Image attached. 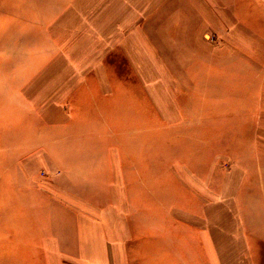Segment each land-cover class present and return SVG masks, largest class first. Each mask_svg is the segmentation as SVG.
<instances>
[{
	"label": "crops",
	"instance_id": "1",
	"mask_svg": "<svg viewBox=\"0 0 264 264\" xmlns=\"http://www.w3.org/2000/svg\"><path fill=\"white\" fill-rule=\"evenodd\" d=\"M247 3L248 0H0V31L7 27L3 21L22 20L19 36L25 42L29 37L34 53H37V20L48 21L47 51L56 57L52 56L46 65L47 74L39 83L65 84L62 91L68 90V84L82 85L77 88V95L72 96L70 109L63 110L52 96L57 88L53 92L51 89L45 104L38 100L36 71L27 77L21 76L23 72L11 77L9 63L0 64V264H264L261 171L251 174L258 182L257 190L245 189L240 207L234 194L236 186L228 196L230 201L219 204L215 200L213 219L218 218V212H224L225 221L202 223V198L221 195L217 181L223 175L217 178L216 174H210L212 178L202 176V171L170 174L168 158L161 161L162 171L158 172L152 161L153 141L138 140L142 131L138 128L140 113L146 112L145 132L155 130L154 106L163 122L157 132L167 134L169 123L175 122L183 127V132L198 134L199 147L207 144L201 134L219 131L218 122L224 132L247 126L251 113L243 109L236 113L234 107L240 99L243 103L244 89H248L244 78L250 63L244 54L254 51L244 45L249 40L242 38L254 34L240 26L250 19ZM258 4L264 13V0ZM9 5H18V13ZM62 5L70 6L65 13L59 7ZM158 5L161 35L184 39L179 44L193 58L184 60V75L175 76L165 63L162 74L154 75L153 57L147 56L142 62L137 58L136 53L141 52L138 30L147 24L150 41L154 35L153 22H159L153 17ZM223 20L232 26L218 25ZM211 33L229 38L241 36L240 44H226V50L217 57L212 54L223 49V44L210 42L207 36ZM78 36L88 38L80 48L75 43ZM67 38L72 45L64 48ZM4 46L3 43L2 52ZM72 51L83 55L76 58ZM154 51L148 45L146 52ZM256 51L263 52L261 48ZM121 52L129 58L135 74L139 68L145 70L141 84L149 109L140 110L137 96L123 87L131 84V80L110 71L111 63L116 67L111 58ZM87 53L104 54L103 60L99 56L84 59ZM25 65V69H37L36 61ZM65 70L64 78L61 73ZM171 76L175 77V83L171 82ZM76 78L79 80L75 81ZM137 81L138 77L133 84ZM171 84H183L187 100L195 102L193 120H183L181 112L185 110L177 106L174 98L170 103L171 94H181L175 88L172 90ZM233 86L240 90L236 98L231 93ZM245 95L246 98L249 93ZM224 100L229 102L226 109L220 106ZM259 113L258 117H264V110ZM223 118L224 125L220 121ZM239 118L242 123L235 128ZM263 127L258 119L257 131L261 132ZM174 130L182 131L176 127ZM40 156L44 164L49 163L51 180L43 182L37 177ZM229 177L227 192L231 182L237 180ZM250 178L246 175L244 179ZM171 180L193 192L195 202H199L194 210L181 205L171 206L169 212L166 206ZM207 181L209 184L204 187L203 182ZM53 186L65 193L58 197L64 199L60 208L38 202L39 196L55 198L47 191ZM139 186L144 187L143 192H139ZM143 195L147 201L140 205L135 198ZM154 197L160 198V206L150 205ZM73 199L81 200L83 205H76ZM55 212L67 215L51 217ZM54 221L61 223L64 232L54 231L57 227Z\"/></svg>",
	"mask_w": 264,
	"mask_h": 264
},
{
	"label": "rangeland",
	"instance_id": "2",
	"mask_svg": "<svg viewBox=\"0 0 264 264\" xmlns=\"http://www.w3.org/2000/svg\"><path fill=\"white\" fill-rule=\"evenodd\" d=\"M259 0H248L247 7L249 10L250 19L243 24H240L241 27H244V29L250 30L254 36H246L242 37L244 41L249 40L248 43L245 42V46L248 45L251 46L254 51L245 53L244 55L249 58L250 65L248 66V71L244 78V84L245 87L248 89H244V99L243 103L239 100V105H235L234 107L237 108L236 113H240V111L243 109L246 113H251L250 122L246 121L247 126L240 127L238 129H232L228 132L221 131L223 129L222 125H219L218 122V129L219 131H215L213 133H205L203 132L201 134L202 141L205 144H202L200 147L198 146L199 142H197V136L198 134L194 132H183V127L177 126L175 122H170L169 128L170 132L167 134L162 133L161 131L157 132L156 129H158V125H162L163 122L161 120V117L158 116L159 113H157L156 106H154V132H145V119L147 117L145 116L146 112L140 113L138 116L139 120V130H142L138 133L139 141H153L154 147L153 148V158L152 161L154 162V170H161V161L165 160L166 158L169 159V172L172 173H201L202 176L210 175V174H216L217 178H221V175H223V179H218L217 181V191L220 196H214L212 192H209L208 194H212V197L205 196L203 197V216H202V223L204 222H210L216 223L225 221L226 214L227 213H221L218 212V218L216 220L213 219L214 217V205L213 203L215 200L219 204H225L226 201H230L231 198H228L231 194H233L234 188L237 201L240 203L241 200L244 198V190L250 189V190H257V181L253 179L252 173H257L261 171L263 173V179H264V127L262 128L261 132L257 131V124L258 119L262 121L264 124V117L261 115V117H258L257 114L262 112L264 110V35H258V33L262 32L264 34V13L261 11V8L258 4ZM11 9H14V13H18V5H9ZM45 7V6H44ZM62 8V12L65 13V10L67 7L70 6H59ZM140 7V6H139ZM47 8V7H45ZM61 13V12H60ZM58 14V16L60 15ZM248 15V16H249ZM153 17L155 19H158L159 22H153L154 27H152L153 30V37L150 38V41H148V36L146 35L147 24L144 25L143 30L139 28L138 30V48L141 49V52H137V58L141 61L145 59L148 56V59H154L155 63V69H154V75L156 74H162L163 72V64H169L170 68L172 69V72L175 76L184 75V68H183V62L184 60H192L193 58L190 57V55L186 54V52L183 49V46L179 44V41H183L182 38H169L167 36L161 35V25H160V17H161V6L158 5L154 8ZM263 19H261V18ZM80 20V19H79ZM224 22L219 21V24L225 23L226 27L230 28L232 24L229 22L223 20ZM7 24L6 29L4 31H0V64L2 62H8L9 63V72L11 77H17L20 75L21 72L23 77L31 76V72L36 71L37 72V88H39V98L42 102V104H45L46 97L49 96L51 89L52 92L57 88V93L52 94V96H55L56 102L61 106L60 108L63 110L70 109L71 104L73 102L72 96L77 95V88L82 85L77 84H68V90L62 91L61 87H65L66 85H60L58 83H53V85H48L45 83H39L40 80H42V77L46 76L47 74V67L53 59L52 56L56 57V54H49V34H48V21L46 20H37V53H34L31 51V47L29 44L31 42L29 41V37H26L25 39L21 36H19V32L23 26V21H15V22H8L3 21ZM80 24L81 22L78 21ZM239 23V22H235ZM59 24V28H60ZM235 27V25H234ZM30 32H27L26 35H28ZM50 32V31H49ZM236 33V32H235ZM241 33V32H237ZM241 36H234L233 38H229L226 36H219L218 33L216 34H209L207 36V39L214 43L216 42L218 46L221 44L223 49L217 50V52H214L212 55H221L220 52H223L226 50V44L230 42L238 43V39ZM88 38L83 36H78L75 38V43L78 44V48L82 44L87 43ZM47 41V42H46ZM5 44L4 51H1L2 44ZM181 43V42H180ZM220 44V45H219ZM71 41L67 38L66 41L63 44V47L71 46ZM148 45H152L154 48V52H146ZM258 48H261L263 52H257L256 50ZM48 50V51H47ZM74 52V51H72ZM219 52V53H218ZM135 56V53H133ZM132 54V55H133ZM76 55V58H81L82 53L74 52L73 56ZM104 55V54H103ZM102 54H84V59H87L88 57H98L103 60ZM111 55V54H110ZM109 55V56H110ZM224 55V54H223ZM98 58V59H99ZM136 58V57H135ZM84 59H81V61H85ZM97 59V60H98ZM111 60H114L116 62V67L111 63V66L113 67L110 69V71L118 77L125 78L127 80L132 81L131 84L123 85L124 88H129L132 92V94L137 96V104L139 105L138 108L140 110H146L149 109L150 103L146 99L145 91L143 90V85L141 84V77L145 76L144 72L145 70H137L138 74H135L134 68H132L131 63L129 62V58L126 56L125 53L115 55L111 58ZM37 62V69L29 70L25 69L24 66L27 62ZM139 61V62H140ZM142 62V61H141ZM255 66V67H254ZM22 67V68H19ZM81 71V70H80ZM62 77H66V70L61 73ZM82 74L79 76L81 77ZM138 77L137 84H133V80ZM172 77V76H171ZM79 80L78 78L75 79V81ZM171 82H176L175 77L173 76L171 78ZM130 85V86H129ZM50 87V88H49ZM208 88V86H205ZM227 87L228 89H231L232 86H223ZM234 91H231V93L237 97L238 94H240V90L238 89V86H233ZM74 90L72 91V89ZM170 88L172 90H175L177 92H180L181 94H171V101L173 98L177 101V106L183 108L185 111H182L181 115H183V120L185 119H191L192 112H193V104H195L194 101L187 100V94L185 91V86L182 84L180 86L171 84ZM181 89V90H180ZM249 93V96L245 98V93ZM51 96V97H52ZM233 102V101H232ZM176 103V102H175ZM236 103V101H234ZM209 102L207 103V105ZM229 104V102H228ZM228 104L226 100L221 102L220 106L224 109L228 108ZM244 106V108H243ZM151 107V106H150ZM259 110V111H258ZM185 114V115H184ZM260 114V113H259ZM256 115V116H255ZM157 116V117H156ZM60 118V117H59ZM238 119V118H236ZM235 119V120H236ZM242 119L239 118V120L235 121V128L238 127L237 125H241ZM220 121H223L222 124L224 125L225 119H221ZM40 125H45L46 123L39 122ZM221 124V123H220ZM165 125V123H164ZM180 128L182 130L181 132H176L174 128ZM186 128V127H185ZM174 130V131H173ZM209 142V143H208ZM250 143V147H248V144ZM208 147H205L207 146ZM244 145V146H242ZM205 147V148H204ZM40 151V150H39ZM37 160V177L41 178V180L44 182L46 179L51 180V172L49 169V163L47 160L48 165L44 164V162L38 157ZM214 164V166H211L210 164ZM260 162V167L259 163ZM165 169V167H164ZM242 170L244 171L242 173ZM212 171V172H211ZM228 173V175H226ZM244 175L243 179H241V175ZM232 176L233 178L237 177L236 181H232L229 191H226V178L227 180L230 178L229 176ZM250 176L251 178L249 180H245V176ZM219 176V177H218ZM210 177H212L210 175ZM213 178V177H212ZM170 183V191L171 195L167 196V202L168 205L166 208L170 212V207L179 208V206H186L190 207L194 210L195 206H198L199 202L196 203L193 192L191 190L185 189L181 185H177V181H169ZM193 183V181L191 182ZM264 184V181L261 182ZM184 184V183H183ZM206 184H209V182H203V186L205 187ZM139 185V183H138ZM246 185V186H244ZM48 188L47 191L50 192L51 195H53L55 198H49L44 196H39L38 202L42 204H50L53 206H57L60 208L64 200L63 198H58L61 196H65V193H63L60 189L54 187ZM44 190V189H43ZM144 187L139 186V192H143ZM249 190V191H250ZM53 191V192H52ZM248 191V194H250ZM252 195V194H250ZM67 198V196H66ZM214 198V199H213ZM264 198V194H263ZM138 201V204L145 205V201H147V198L143 196H139L135 198ZM160 198L154 197V200L150 205L152 204L154 207L160 206ZM212 200V203L210 205L209 201ZM75 201V204L78 206H82L83 202L81 200L76 201V199H73ZM149 202H147L148 204ZM66 213H52L50 214L51 217H59V216H65ZM171 216L175 214H171ZM70 216H76V214H71ZM240 219V217H239ZM55 220V219H53ZM60 221V219H59ZM59 228H55L54 231L56 232H64L63 228H61V223L54 221ZM219 231H222L219 229ZM46 262H37V264H45ZM220 264V263H219ZM259 264V262H257Z\"/></svg>",
	"mask_w": 264,
	"mask_h": 264
}]
</instances>
